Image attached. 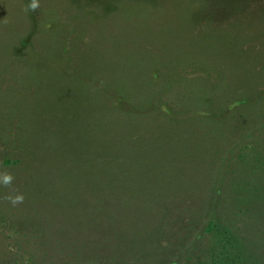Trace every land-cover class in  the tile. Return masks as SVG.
<instances>
[{
  "label": "rangeland",
  "instance_id": "obj_1",
  "mask_svg": "<svg viewBox=\"0 0 264 264\" xmlns=\"http://www.w3.org/2000/svg\"><path fill=\"white\" fill-rule=\"evenodd\" d=\"M28 3L0 0V264H264V0Z\"/></svg>",
  "mask_w": 264,
  "mask_h": 264
},
{
  "label": "clouds",
  "instance_id": "obj_2",
  "mask_svg": "<svg viewBox=\"0 0 264 264\" xmlns=\"http://www.w3.org/2000/svg\"><path fill=\"white\" fill-rule=\"evenodd\" d=\"M40 7V0H29V3L25 6L24 10L26 12H36L40 9ZM14 179L15 177L11 172L7 170L0 171V186L12 189L4 196V199L11 206L16 207L24 202L25 195L12 188Z\"/></svg>",
  "mask_w": 264,
  "mask_h": 264
},
{
  "label": "trees",
  "instance_id": "obj_3",
  "mask_svg": "<svg viewBox=\"0 0 264 264\" xmlns=\"http://www.w3.org/2000/svg\"><path fill=\"white\" fill-rule=\"evenodd\" d=\"M206 92V91H205ZM198 99V98H197ZM199 100V99H198ZM233 100L235 101V105L234 106H236L238 103H240V101H239V99H237V98H233ZM150 106L152 105V106H154V107H158V108H156L159 112H162V113H165L166 111V108H165V106H162V105H160L159 106V104H158V106H155L154 105V103L153 102H151L150 104H149ZM192 105H194V109L195 110H193V111H195V112H197V114H199V115H201V116H207L206 114V111H208V104L204 101V100H201V101H195L194 102V104H192ZM209 105H211V104H209ZM151 106V107H152ZM234 106H232V107H234ZM231 107V108H232ZM230 109V108H229ZM119 144V143H118ZM118 144H114V145H112V148L113 147H115L116 145H118ZM122 145L123 146H125L126 147V149L127 148H129L127 145H125V142L123 141V143H122ZM108 157L109 158H111V160L113 161V163H110V165L112 166V165H114L115 164V160H117L120 164H126V162H127V157L126 156H121V157H118L117 156V154L116 155H111V153L110 154H108ZM106 161V160H105ZM141 163L143 164V162H142V160H141ZM138 164H140V163H138ZM113 167H116V166H113ZM109 171H110V169H109ZM144 172V171H143ZM111 173V172H110ZM124 172H122L121 171V176L122 177H124ZM117 176V175H116ZM115 190V188H113L112 189V191H114ZM108 191H109V189H108ZM110 192V191H109ZM106 197H108V195L109 196H112L113 198L115 197L114 196V194L112 193V192H110V193H107L106 192ZM115 199V198H114ZM171 264H173V263H171Z\"/></svg>",
  "mask_w": 264,
  "mask_h": 264
}]
</instances>
